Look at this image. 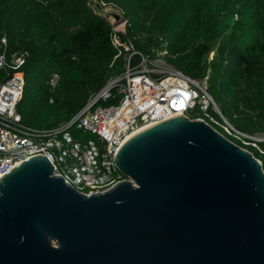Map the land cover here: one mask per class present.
Masks as SVG:
<instances>
[{"label":"water","instance_id":"95a60500","mask_svg":"<svg viewBox=\"0 0 264 264\" xmlns=\"http://www.w3.org/2000/svg\"><path fill=\"white\" fill-rule=\"evenodd\" d=\"M115 163L127 179L91 194L44 155L1 177L0 264H264V169L248 149L180 115Z\"/></svg>","mask_w":264,"mask_h":264},{"label":"trees","instance_id":"16d2710c","mask_svg":"<svg viewBox=\"0 0 264 264\" xmlns=\"http://www.w3.org/2000/svg\"><path fill=\"white\" fill-rule=\"evenodd\" d=\"M89 1L0 0V54L6 51L10 60L12 54L26 53L18 104L24 124L53 129L77 115L92 92L124 70L130 38L137 49L192 78L209 74L208 91L224 117L239 131L264 133V0H98L128 20L121 42L109 19ZM218 6L232 7L234 13L209 61L221 33ZM13 71L9 65L0 68V83ZM54 71L60 82L52 88ZM193 116L248 149L264 169V141L253 146L233 137L214 109H196Z\"/></svg>","mask_w":264,"mask_h":264},{"label":"built area","instance_id":"2783aa9c","mask_svg":"<svg viewBox=\"0 0 264 264\" xmlns=\"http://www.w3.org/2000/svg\"><path fill=\"white\" fill-rule=\"evenodd\" d=\"M89 4L96 12L99 5L107 7L98 0H90ZM115 15L114 19L106 17L121 42L128 20L123 14V19L120 16L116 20ZM1 42L6 45V38ZM127 42L129 52L124 70L92 92L72 119L45 130L24 124L18 112L25 87L20 69L26 53L12 54L10 60L6 51L0 54V68L9 65L14 70L0 83V178L24 161L44 155L53 164L55 173L78 191L85 194L106 191L127 179L116 166L115 156L129 132L180 115L204 120L193 116L196 109L204 112L214 109L224 121V129L246 145L257 146L264 141V133L239 131L224 117L208 91L209 74L203 80L192 78L164 58H151L137 49L130 38ZM59 82L60 74L52 72L50 86L55 88ZM73 130L95 138L77 137Z\"/></svg>","mask_w":264,"mask_h":264},{"label":"rangeland","instance_id":"374dc122","mask_svg":"<svg viewBox=\"0 0 264 264\" xmlns=\"http://www.w3.org/2000/svg\"><path fill=\"white\" fill-rule=\"evenodd\" d=\"M97 9H98L99 13L107 16L109 19H112L115 14H119L123 19L121 11L118 9H115L113 7H108V6L105 7V6L99 5V6H97ZM233 13H234V8H232V7H224V6H218L217 7V16H218V19L221 23V33H220L219 38L212 43L213 50L210 52V54L208 56L209 61L214 59V57L216 55V51H215L216 47L227 36V34L229 32V27H227V23H229V21L232 20ZM72 132L77 137H86L87 136L88 138H95L93 135L86 134L82 131L73 130Z\"/></svg>","mask_w":264,"mask_h":264},{"label":"bare ground","instance_id":"6f19581e","mask_svg":"<svg viewBox=\"0 0 264 264\" xmlns=\"http://www.w3.org/2000/svg\"><path fill=\"white\" fill-rule=\"evenodd\" d=\"M155 124H157V122H153V123H151V124L143 125V126L137 128V129H135L134 131L129 132V133L127 134V137H126L125 142L128 141L129 139H131L132 137H134L135 135L141 133L142 131H144V130L150 128V127H152V126L155 125ZM125 142H124V143H125Z\"/></svg>","mask_w":264,"mask_h":264}]
</instances>
